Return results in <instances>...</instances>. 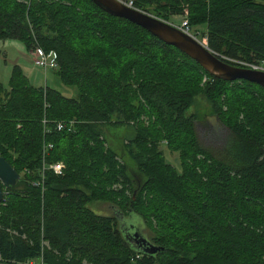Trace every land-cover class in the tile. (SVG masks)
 <instances>
[{
	"label": "trees",
	"instance_id": "16d2710c",
	"mask_svg": "<svg viewBox=\"0 0 264 264\" xmlns=\"http://www.w3.org/2000/svg\"><path fill=\"white\" fill-rule=\"evenodd\" d=\"M133 2L167 21L187 8L225 61L264 67V0ZM7 39L53 51L58 77L78 92L37 87L19 65L0 82V155L21 174L0 204V264L41 255L48 264H264V87L212 76L92 0H0ZM199 94L229 130L218 151L201 143L189 113ZM107 124L132 129L123 149L136 175L107 145ZM45 161L64 162V173ZM98 201L140 215L163 249L127 240L117 216L90 208Z\"/></svg>",
	"mask_w": 264,
	"mask_h": 264
},
{
	"label": "rangeland",
	"instance_id": "374dc122",
	"mask_svg": "<svg viewBox=\"0 0 264 264\" xmlns=\"http://www.w3.org/2000/svg\"><path fill=\"white\" fill-rule=\"evenodd\" d=\"M180 18L179 15L170 17L169 22L178 24ZM194 29L200 31L201 38L203 32L206 30V26H194ZM19 45L23 46L19 40H0V82L4 85H8L13 66L18 63V61H22L29 68V72L34 77L33 79L31 78L33 84H40L41 86L49 85L50 87L60 90L66 96H77L78 91L75 86L62 83L55 70L45 71L37 67L34 64L32 54L28 52L29 50L23 49ZM189 113L196 114L199 117L196 122V129L201 143L213 151L220 150L225 141L229 138V130L223 126L214 115L212 105L204 95L199 94L196 96L195 104L191 106ZM103 131L107 145L115 149L121 157H124L131 172L136 175L135 166L131 164L132 160L127 156L128 154L126 151L127 155L124 153L123 149V144L127 141V137L131 135V132L133 133L132 129H128L127 126L116 127L107 124L104 126ZM161 148L166 159L175 166L180 167L178 153L170 151L165 144H162ZM89 206L99 214L117 216L120 222V228L123 230L130 227L129 224L132 223L131 221H134L132 223L134 224V228L140 227V229H138L140 233L150 239L151 232L145 226L144 220L140 215L133 214L131 219L126 220L130 216L123 213L120 214L110 203L98 201L91 203ZM124 220H126L127 223ZM134 228L131 229L133 233L135 231Z\"/></svg>",
	"mask_w": 264,
	"mask_h": 264
},
{
	"label": "water",
	"instance_id": "95a60500",
	"mask_svg": "<svg viewBox=\"0 0 264 264\" xmlns=\"http://www.w3.org/2000/svg\"><path fill=\"white\" fill-rule=\"evenodd\" d=\"M92 1L103 11L141 25L165 43L174 45L212 76L226 81L245 79L264 87V69L244 67L225 61L223 56L213 51L208 44L185 33L175 24L147 11L129 7L120 0ZM20 178L21 174L0 155V204L4 199V188L16 186ZM132 217L133 214L126 220ZM126 220L124 221L126 222ZM131 222L133 223L134 221ZM132 223L129 224L130 227L126 228L129 231L134 228ZM134 229L133 239L130 241H134L145 252L156 253L163 249V247L157 246L149 238L142 235L138 230L140 227ZM125 237L128 238L126 235Z\"/></svg>",
	"mask_w": 264,
	"mask_h": 264
},
{
	"label": "built area",
	"instance_id": "2783aa9c",
	"mask_svg": "<svg viewBox=\"0 0 264 264\" xmlns=\"http://www.w3.org/2000/svg\"><path fill=\"white\" fill-rule=\"evenodd\" d=\"M120 1L123 2L124 4L128 5L129 7L139 9L134 5L133 0H120ZM188 15H189V11L186 8L184 13L182 15H180V17H181L180 22L178 24H175V23H173V24H175L177 27H179L185 33L190 34L191 36H193V37L201 40L202 42L208 44L207 38L203 37V36L200 38V31L195 30L194 27L191 26V24L189 22ZM29 52L32 54L34 64L37 67L42 68L45 71L54 70V69L58 68V62L54 58V52L53 51L47 52L40 46H34L32 49L29 50ZM249 65L252 68L264 69L263 66L254 65V64H249ZM43 122L46 123L47 119L45 118L43 120ZM68 126H70V128H72L73 122H70V123L65 122V121L56 122V128L58 130H63L65 128H67ZM52 146H53L52 144H47L45 146V150H48V148H51ZM43 168H44V170H46V169L52 170L55 174L62 175L65 171V163L62 161L47 163L45 161ZM43 243L48 245L47 241H44ZM17 263L18 264H48L47 262L44 261L43 255H41L38 260L31 259V260H27L24 262H17Z\"/></svg>",
	"mask_w": 264,
	"mask_h": 264
},
{
	"label": "crops",
	"instance_id": "0c3cea01",
	"mask_svg": "<svg viewBox=\"0 0 264 264\" xmlns=\"http://www.w3.org/2000/svg\"><path fill=\"white\" fill-rule=\"evenodd\" d=\"M12 40H14V39H12ZM16 40V39H15ZM20 41V40H19ZM21 43H22V45L23 46H21V45H19L20 47H22L23 49H26V50H28L27 48H26V46H25V44L22 42V41H20ZM0 51H1V49H0ZM29 52V51H28ZM15 65H19V66H21L22 67V69H23V71L25 72V74L29 77V79H30V81H31V78L33 79L34 77H33V75L29 72V68L22 62V61H18V63H16ZM12 72V71H11ZM35 85V84H34ZM35 86H37V87H39V86H41L40 84H38V85H35Z\"/></svg>",
	"mask_w": 264,
	"mask_h": 264
},
{
	"label": "flooded vegetation",
	"instance_id": "af4514ba",
	"mask_svg": "<svg viewBox=\"0 0 264 264\" xmlns=\"http://www.w3.org/2000/svg\"><path fill=\"white\" fill-rule=\"evenodd\" d=\"M132 230H128V229H126L125 228V230H124V235H126L128 238H127V240L129 239V240H131V239H133V237H132V235H133V232H131ZM135 232V231H134ZM126 238V237H125Z\"/></svg>",
	"mask_w": 264,
	"mask_h": 264
}]
</instances>
